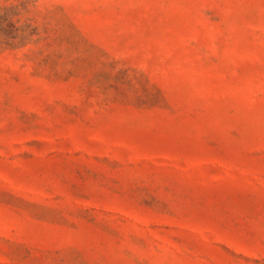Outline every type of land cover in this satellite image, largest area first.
I'll return each instance as SVG.
<instances>
[{"label": "rangeland", "instance_id": "1", "mask_svg": "<svg viewBox=\"0 0 264 264\" xmlns=\"http://www.w3.org/2000/svg\"><path fill=\"white\" fill-rule=\"evenodd\" d=\"M0 264H264V0H0Z\"/></svg>", "mask_w": 264, "mask_h": 264}]
</instances>
